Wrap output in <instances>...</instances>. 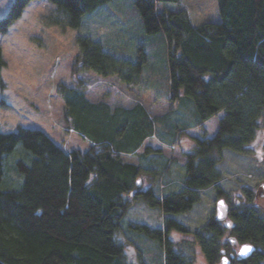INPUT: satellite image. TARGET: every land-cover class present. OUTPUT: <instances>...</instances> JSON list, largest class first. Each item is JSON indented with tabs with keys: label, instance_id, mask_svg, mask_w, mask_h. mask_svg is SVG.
<instances>
[{
	"label": "trees",
	"instance_id": "16d2710c",
	"mask_svg": "<svg viewBox=\"0 0 264 264\" xmlns=\"http://www.w3.org/2000/svg\"><path fill=\"white\" fill-rule=\"evenodd\" d=\"M29 1L12 0L0 18V33ZM48 1L55 7L45 16L48 24L78 28L84 13L111 0ZM216 1L219 20L194 24L181 0H133L141 30L160 34L165 43L168 89L160 98L168 108L162 114L150 113L132 96L147 62L144 47L134 57L116 55L114 46L77 34L72 81H59L56 89L64 100L66 126L87 140V147L64 149L43 130L21 124L0 130V183L16 144L26 151L13 162L22 176L20 187L0 186V264H154L155 256L158 264H195L182 241L171 238L172 231L191 234V247L207 264L219 263L223 254L230 264H263L264 205L250 186L243 187V198L236 202L220 186L219 163L225 148L250 152L264 128V0ZM160 3L176 7L158 10ZM4 65L0 46L1 88ZM80 72L92 75L76 77ZM220 112L215 132L208 135L204 123ZM192 128L200 135L188 133ZM183 140L191 145L182 147ZM164 146H179L183 158L166 154ZM179 160L182 187L158 194L153 184L170 182ZM142 173L150 177L145 188H140ZM209 186L227 203V218L218 219L214 211L202 226L190 229L174 215L188 211ZM138 201L158 209L161 224L131 219ZM125 226L156 240L158 250L148 258L140 249L131 256L125 250L132 244L124 238L129 235ZM242 243L254 246L244 258L234 249Z\"/></svg>",
	"mask_w": 264,
	"mask_h": 264
},
{
	"label": "rangeland",
	"instance_id": "374dc122",
	"mask_svg": "<svg viewBox=\"0 0 264 264\" xmlns=\"http://www.w3.org/2000/svg\"><path fill=\"white\" fill-rule=\"evenodd\" d=\"M181 1L194 24L219 20L216 0ZM11 2L12 0H0V18L7 14ZM165 6L176 7L173 3H160L157 9L160 10ZM54 8V4L48 0H30L8 30L0 33L1 53L5 61L1 69L5 84L4 87H0V130L2 132L11 131L21 124L43 130L64 149L87 147V140L66 126L63 112L64 100L56 89L59 81L68 83L72 81L71 65L75 54L79 51L76 41L78 33L88 34L104 41L105 47L114 46L113 52L116 55L124 53L134 57L138 48L144 47L148 53L147 62L137 78V85L131 89L132 96L142 102L152 114H162L166 111L168 102L160 98L168 89L166 81L168 68L167 61L164 60L165 43L160 34L148 35L141 30L138 11L133 0H111L108 6H103L91 13H84L78 28L48 24L45 16ZM91 75L90 72H80L75 76ZM117 86L122 88L119 83ZM220 115L222 112L204 123L208 135L215 132ZM188 133L199 136L200 129L192 128L188 130ZM181 145L187 148L191 142L183 140ZM251 146L250 152L247 153L223 149L222 160L219 163L222 171L220 186L229 190L234 200L239 196L243 198L241 190L244 186H250L255 191L257 203L264 205V128L257 132ZM164 151L168 155L179 157L180 160L183 158L180 155L179 146L173 148L166 146ZM25 154L23 145L17 143L6 157L0 183L3 189L20 187L22 176L14 168L13 162ZM125 157L137 162L136 156ZM180 160L172 166L170 182H165L162 187H159L157 182L153 184V189L158 194L179 190L182 187L184 165ZM148 175L147 173L140 175V188H145L150 183ZM217 199L216 188L206 187L200 190L199 200L188 211L177 213L174 217L190 229H197L203 225L208 215L215 211ZM159 214L158 209L138 201L134 203L129 217L137 222L159 225L161 224ZM225 217L220 220H224ZM124 228L129 232V235L124 238L129 237L132 241L130 250L127 246L125 247L126 252L131 256L137 257L136 253L140 249L145 258H148L151 257L152 249L158 250L156 240L126 226ZM170 235L171 238L182 241L181 245L186 254L194 255L195 264H207L198 248L194 250L191 247L193 238L191 234L172 231ZM237 247L238 245H234L235 250ZM154 258V264H158L159 258L157 256Z\"/></svg>",
	"mask_w": 264,
	"mask_h": 264
},
{
	"label": "water",
	"instance_id": "95a60500",
	"mask_svg": "<svg viewBox=\"0 0 264 264\" xmlns=\"http://www.w3.org/2000/svg\"><path fill=\"white\" fill-rule=\"evenodd\" d=\"M227 210H228V206L225 200L222 197L218 198L216 200V205H215V216L219 219H222L226 216ZM226 225H229L228 221H226ZM245 248H248L249 250L246 252H243L242 250ZM253 250H254V246L251 243H242L238 247L237 255L239 257L244 258L250 255ZM230 263H231L230 258L227 255L223 254L218 264H230ZM263 264H264V260H263Z\"/></svg>",
	"mask_w": 264,
	"mask_h": 264
},
{
	"label": "snow or ice",
	"instance_id": "6c2138e0",
	"mask_svg": "<svg viewBox=\"0 0 264 264\" xmlns=\"http://www.w3.org/2000/svg\"><path fill=\"white\" fill-rule=\"evenodd\" d=\"M248 250H249L248 248H245V249H243L242 251H243V252H246V251H248Z\"/></svg>",
	"mask_w": 264,
	"mask_h": 264
},
{
	"label": "flooded vegetation",
	"instance_id": "af4514ba",
	"mask_svg": "<svg viewBox=\"0 0 264 264\" xmlns=\"http://www.w3.org/2000/svg\"><path fill=\"white\" fill-rule=\"evenodd\" d=\"M226 218H227V215H226L225 219H226ZM225 219H224V220H225Z\"/></svg>",
	"mask_w": 264,
	"mask_h": 264
},
{
	"label": "crops",
	"instance_id": "0c3cea01",
	"mask_svg": "<svg viewBox=\"0 0 264 264\" xmlns=\"http://www.w3.org/2000/svg\"><path fill=\"white\" fill-rule=\"evenodd\" d=\"M209 120H210V119H209ZM207 121H208V120H207ZM207 121H206V122H207Z\"/></svg>",
	"mask_w": 264,
	"mask_h": 264
}]
</instances>
